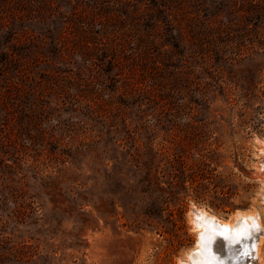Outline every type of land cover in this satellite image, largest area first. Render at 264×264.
Masks as SVG:
<instances>
[{
  "label": "rangeland",
  "instance_id": "374dc122",
  "mask_svg": "<svg viewBox=\"0 0 264 264\" xmlns=\"http://www.w3.org/2000/svg\"><path fill=\"white\" fill-rule=\"evenodd\" d=\"M255 6L264 7V0H0V134L6 132L8 146L0 144V158L15 170L0 167V264H179L197 239L191 207L229 222L238 211H257L263 229L257 264H264V48L255 37L264 14ZM176 34L179 50L172 46ZM187 71L205 101L184 89ZM153 73L181 92L147 108L130 126L153 151L207 164L174 224L165 219V227L156 229L142 220L135 227L122 217L83 223L60 199L29 197L36 173L63 168L50 155L59 133L22 149L24 127L34 125L35 115L68 124L72 132L63 145L68 138L73 146L92 143L99 138L91 123L74 121L80 94L94 83L101 100L112 99L101 103V111L120 132V116L127 124L131 118L122 105L115 110L111 77L135 82ZM140 149L145 151L141 142ZM103 150L99 144L95 152ZM257 234L238 240L207 235L210 263L240 264L239 254L248 252Z\"/></svg>",
  "mask_w": 264,
  "mask_h": 264
},
{
  "label": "trees",
  "instance_id": "16d2710c",
  "mask_svg": "<svg viewBox=\"0 0 264 264\" xmlns=\"http://www.w3.org/2000/svg\"><path fill=\"white\" fill-rule=\"evenodd\" d=\"M255 7L260 14H264L263 6ZM256 31L257 42L264 48V25L257 24ZM172 41V46L179 50L181 47L179 34H176ZM224 57L226 61L229 58ZM184 73L186 74V78L185 76L183 78L186 83L184 89H187L195 99L205 101L197 83L190 78L193 72ZM110 82V91L117 93L118 98L115 110L120 112L119 105L129 110L128 117L131 120L128 124L127 117L120 116L122 124L120 132L125 136L116 130L114 120L106 118L101 111L103 110L101 103L107 99L101 100L100 94L103 93L94 83L89 84L85 92L80 94V100L83 99L79 101L81 110L74 121L81 127L91 123L90 129L96 132L98 140L89 144L80 142L73 146L70 145L68 138L63 145L62 140L70 137L72 129L53 115L37 114L34 125L24 127L26 134L24 139L27 144H21L22 149H34L36 144L42 145L45 134L53 136L54 132L59 133L61 142L59 139L53 140L55 147L50 155H55L53 157L63 166L58 174L38 176L36 173L34 179L37 185L29 197L39 198L45 195L50 199H60L61 205L67 203L66 208L83 223L93 221L95 218L107 223L111 218L118 220V217H122L126 223L136 225L135 227H139L142 220L153 221L156 229L165 227L163 222L165 219L172 220L174 224V213L179 215L182 213L190 188L196 192L201 186L199 180L203 179L204 166L207 164L203 160H195L188 164L184 157L153 151L150 142L144 140V135L137 129H132L130 124L133 120H141L147 108L176 99L181 88L173 87L168 79H161L154 73L135 82L122 81L121 76H112ZM86 93L95 96L90 97ZM110 100L111 102L107 101L106 104L114 103L112 99ZM3 132L0 134V144L1 148L6 149L8 146L2 139L6 132ZM140 142L145 151L140 149ZM99 144L105 147L104 155L95 152ZM16 146H13V150L19 151ZM88 155L89 160L84 162ZM0 159L3 172L9 170L13 174L14 166L5 162V158ZM84 163L87 168H84ZM84 169H87L89 174L85 175ZM194 181L196 185L192 186Z\"/></svg>",
  "mask_w": 264,
  "mask_h": 264
},
{
  "label": "bare ground",
  "instance_id": "6f19581e",
  "mask_svg": "<svg viewBox=\"0 0 264 264\" xmlns=\"http://www.w3.org/2000/svg\"><path fill=\"white\" fill-rule=\"evenodd\" d=\"M262 145L263 157L260 164V169L263 170V173L260 175V178L263 182L264 188V139L262 140ZM261 197L264 200V192ZM234 216L235 217L233 218L232 222L224 221L218 219L216 216L208 214L203 209L191 207L190 221L193 223V228L196 229L197 239L194 243V246L189 249V252L186 254V260H180L179 264H211L210 261L213 259V254L211 253V251L209 252V250H207L208 248H206L204 245V238L207 235L209 236L211 234H215L217 236H223L231 240H238L239 238L253 235L254 233L258 232L260 234H257L252 240L251 244H249L247 252L248 256L250 257L249 264H257L261 258L260 246L263 230L261 229L260 225L259 213L257 211H238ZM257 227L260 229L259 231H257Z\"/></svg>",
  "mask_w": 264,
  "mask_h": 264
},
{
  "label": "water",
  "instance_id": "95a60500",
  "mask_svg": "<svg viewBox=\"0 0 264 264\" xmlns=\"http://www.w3.org/2000/svg\"><path fill=\"white\" fill-rule=\"evenodd\" d=\"M241 256V263L240 264H249L250 263V257L248 256V254L246 253H240Z\"/></svg>",
  "mask_w": 264,
  "mask_h": 264
},
{
  "label": "snow or ice",
  "instance_id": "6c2138e0",
  "mask_svg": "<svg viewBox=\"0 0 264 264\" xmlns=\"http://www.w3.org/2000/svg\"><path fill=\"white\" fill-rule=\"evenodd\" d=\"M260 229L257 227V231H259ZM232 259H234V258H232V257H230L229 258V260H232ZM236 259H238V258H236Z\"/></svg>",
  "mask_w": 264,
  "mask_h": 264
}]
</instances>
